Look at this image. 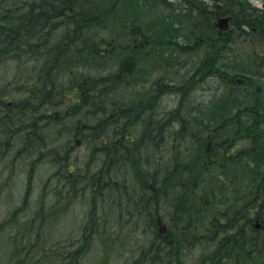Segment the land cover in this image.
<instances>
[{"label":"trees","instance_id":"obj_1","mask_svg":"<svg viewBox=\"0 0 264 264\" xmlns=\"http://www.w3.org/2000/svg\"><path fill=\"white\" fill-rule=\"evenodd\" d=\"M134 2L0 0V67L17 62L11 82L0 84V162L32 160L26 171L30 180L33 167L49 153L58 168L54 179L62 182L56 188L65 195L85 183L92 194L104 188L119 196L112 214L121 218L128 206L131 226L154 234L142 246L149 262L161 257L183 264L195 250L190 264H264V220L258 228L253 224L256 214L264 215V56L247 65L232 49L236 40L264 45V0L260 8L248 0H210V6L199 1L196 17L204 26L200 33L198 23L190 24L192 36L181 34L180 21L192 17L182 6ZM156 3L177 8L168 9L165 21L136 19L135 11L146 18ZM215 18L226 19L222 29L212 24ZM198 34L205 38L194 42ZM128 40L134 48L123 46ZM193 51L204 56L179 71L182 57ZM97 66L101 75L81 72ZM207 79L228 90L170 115L154 112L153 99L190 92ZM130 92L142 99L122 96ZM119 117L135 124L143 119L145 138L116 127ZM77 146L85 155L74 159ZM148 160L172 173L176 191L144 181ZM163 160L176 164L167 169ZM114 162L127 164L133 176L120 184ZM217 183L221 190L214 192ZM187 188L183 203L178 194ZM164 216L166 235L153 231Z\"/></svg>","mask_w":264,"mask_h":264},{"label":"rangeland","instance_id":"obj_2","mask_svg":"<svg viewBox=\"0 0 264 264\" xmlns=\"http://www.w3.org/2000/svg\"><path fill=\"white\" fill-rule=\"evenodd\" d=\"M139 1L141 2V0ZM199 1L210 6L209 0H178L177 2L167 0V2L182 6L183 10L192 16L185 23L183 20L180 21L183 23L181 34H185V36H192L193 27L189 26L190 24L198 23L200 33V28L202 29L204 26L200 17H196ZM261 1L249 0L250 4L257 8L261 6ZM132 4L140 5V3L137 4V0ZM176 8L169 3H156L148 17L140 16L139 11H135L137 12V17H135L138 18L137 20L141 18L144 20L157 19L158 22H161L166 20L169 14L168 9ZM209 12H212V9H208ZM211 22L216 25L218 20L215 18ZM200 36L205 38L202 34H198L193 41L195 42ZM189 42L191 43V39ZM194 42L192 47L195 46ZM123 46L134 48L131 40L123 43ZM232 49L240 57V61H244L247 65L260 63L262 59L259 55L264 56V45L260 41L236 40L232 44ZM202 56L204 53L201 51H193L185 55L179 62L181 65L179 71L182 70L183 65L188 68L192 67ZM9 61L11 62H6L7 64L0 67L7 68L3 73L1 70L0 84L11 82L17 62ZM8 69H12L9 75L7 74ZM81 72L88 75H101L98 66L93 69H82ZM244 72L250 73L251 70L245 67ZM260 75L264 77V73H260ZM3 77L9 78L2 79ZM213 85L214 82L211 80L208 82V79L196 84L190 90L191 99L195 101L209 100L211 95L214 96L215 93H218L216 88L212 91ZM57 128H55L56 131ZM61 136L66 135L62 134ZM77 147L79 148L72 151L71 156L74 159L85 155V149ZM50 159L49 153L43 155L42 161L33 167L34 172L30 176V180L27 179L26 171L32 160L29 161L26 158L23 162L17 161L10 165L5 164L4 161L0 162V264H75L73 259L76 257L77 264H169L170 258L161 260V257L158 261L149 262L147 250L143 251L142 246L146 241L152 239L154 234L149 235L150 232L145 230L144 226L140 229L134 228L135 225L131 226L134 222L133 211L130 208L127 211L128 206H123L121 218L118 217V213L100 214L99 207L102 206L100 203L102 198H99L100 192L92 194L87 184L72 186L73 192L67 195L64 194L66 191L57 190L56 186H60L62 182L59 180L60 177L54 179L55 171L58 168L52 167ZM99 166L97 161L91 171L95 172ZM122 178L125 179V176L118 174L117 179L120 184L123 181ZM59 181L60 183H58ZM132 184L137 185L136 182H132ZM103 195L105 199L106 195L110 196V198L107 197V202L119 198V196L109 195L106 190ZM121 199L122 197H120ZM263 220L264 215L256 214L253 224L261 225ZM165 221V216L157 221L153 231H157L159 228L164 229ZM95 223L100 227L99 225V228L96 227ZM70 254L75 256L68 262L66 258ZM196 254L195 250L188 252L187 259L183 264H190L188 261L194 260Z\"/></svg>","mask_w":264,"mask_h":264},{"label":"bare ground","instance_id":"obj_3","mask_svg":"<svg viewBox=\"0 0 264 264\" xmlns=\"http://www.w3.org/2000/svg\"><path fill=\"white\" fill-rule=\"evenodd\" d=\"M248 2H249V0H248ZM261 4H262V1H261ZM260 7L261 6H259L258 8H260ZM255 8H257V7H255ZM133 66L136 67V65H133ZM213 82H214V86L218 92L224 89V85L221 82H218L217 80H214ZM134 86H140V84L135 83ZM227 90H228V87H226L224 89V92ZM182 92H184V93H182ZM133 94L134 93L130 92V94H122V96L123 97L127 96L125 99H129V98L130 99L135 98V99H139V100L142 99L141 96H139V94H134L135 96H133ZM180 94H182L183 98L189 97L191 95L190 92H188L187 90L186 91L182 90L178 93H168V94L160 95L157 99H153L150 97L149 100L153 99L151 101V104L154 107V112L159 114V116L170 115L171 112L177 107L180 110H184L185 107L188 105L189 106L198 105V101H195L193 99L180 101V99H179ZM259 100H262V99H259ZM115 121H116V124H115L116 127L124 128V130L126 132L133 134L134 136H137L138 138H142V137L145 138V134L140 132V130L144 127L143 119H138V122L136 124L131 122V121H129L130 123H128L127 120H124L122 117H119ZM104 127L108 128V125L104 124ZM113 128H114V126H113ZM150 135L153 136L151 132H150ZM144 138H142V139H144ZM92 143L95 145L94 141H92V140H90V142L88 141L89 145H91ZM182 150H183V148L180 149L179 152ZM176 161L181 163V164H183V162H184L183 159L178 160V158ZM157 163L158 162H152L151 160H148L145 162L146 169L144 170V181H149L148 183H151V184H153L154 182H159V183H163V184L165 183V184H167V186H171V188H170L171 190H173V189L175 190V185L172 184L173 183L172 173L169 172L168 170L163 171L166 168L159 166V165L157 166L156 165ZM163 163L166 165L167 169H170L173 165L176 164L175 161H166V160L161 161V164H163ZM113 169H114V172L117 173L116 177L118 176V174H120L122 176H130V175L133 176V171H131L130 168L127 166V164H125L123 162H114ZM217 179L222 181L224 186H225L224 179H221L219 177ZM58 183H60V182H58ZM226 184H227V186H229L227 182H226ZM105 190L107 192V189H104V188L100 190L99 198H102L101 202H100L102 204V206L99 207V212H100V214L105 213L107 215L108 214L111 215L113 213L114 203H113V199L109 200V202H107V197L110 198V196L106 195V199H105V196L103 195ZM220 190H221L220 184L217 183L215 185V188L213 189V191L219 192ZM175 191H172L171 193H175L177 195V193ZM188 194H189V188H187L185 191L180 190L178 195H180V197H182L180 199L183 201V203H185L187 201V200H185V198H186V195H188ZM73 195L75 196V194H73ZM95 205H96V202H95ZM193 216H195V215H193ZM94 225L96 227H98L99 224L95 223ZM256 226L258 228L260 226V224L258 223ZM99 227H100V225H99ZM165 232H166V234L168 233L167 230ZM74 256L75 255L70 254L66 258V260L69 262L71 260V258ZM77 256H78V254H77ZM77 261H78L77 257L73 259V262H75V264H77L76 263Z\"/></svg>","mask_w":264,"mask_h":264},{"label":"water","instance_id":"obj_4","mask_svg":"<svg viewBox=\"0 0 264 264\" xmlns=\"http://www.w3.org/2000/svg\"><path fill=\"white\" fill-rule=\"evenodd\" d=\"M226 22H227L226 19H220V20H219V25H218V26H219V27H223V24H225ZM159 232H160V233H164L165 230L162 229V228H160V229H159Z\"/></svg>","mask_w":264,"mask_h":264}]
</instances>
